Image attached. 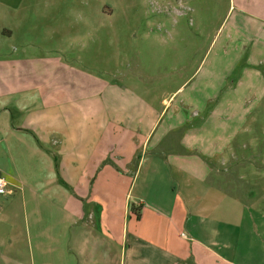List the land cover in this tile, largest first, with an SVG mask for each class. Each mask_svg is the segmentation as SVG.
I'll return each instance as SVG.
<instances>
[{
  "label": "crops",
  "instance_id": "crops-1",
  "mask_svg": "<svg viewBox=\"0 0 264 264\" xmlns=\"http://www.w3.org/2000/svg\"><path fill=\"white\" fill-rule=\"evenodd\" d=\"M249 2L262 31L264 0ZM12 35L0 27V38ZM32 47L0 58L9 65L0 74V264H264L258 184L219 164L239 161V130L229 136L204 114L190 121L197 111L173 104L193 73L168 97L145 66L131 84L88 88L76 68L50 71L56 57L29 56ZM258 156L246 155L249 173Z\"/></svg>",
  "mask_w": 264,
  "mask_h": 264
},
{
  "label": "rangeland",
  "instance_id": "rangeland-1",
  "mask_svg": "<svg viewBox=\"0 0 264 264\" xmlns=\"http://www.w3.org/2000/svg\"><path fill=\"white\" fill-rule=\"evenodd\" d=\"M250 14L249 0H0V27L13 29L11 38H0V58H21L16 47L31 40L29 56L49 52L56 57L50 60V71L70 74L76 68L75 74H81L77 83L88 88L94 80L131 84L139 72L145 75V66L156 76L160 97H168L171 88L193 73L173 104L197 111L190 121L204 114L211 126L225 122L229 136L239 130V161L219 164L245 170L244 180L258 184L252 194L263 196L264 204L259 188L264 189V30H257L261 24L256 28ZM259 37L263 40L256 46L249 41ZM62 61L68 68L60 66ZM0 66L1 75L9 73L8 64ZM169 68L177 80L168 81ZM212 107L213 113L203 112ZM249 152L259 155L252 173L246 170ZM22 240L23 233L16 251L22 249Z\"/></svg>",
  "mask_w": 264,
  "mask_h": 264
},
{
  "label": "built area",
  "instance_id": "built-area-1",
  "mask_svg": "<svg viewBox=\"0 0 264 264\" xmlns=\"http://www.w3.org/2000/svg\"><path fill=\"white\" fill-rule=\"evenodd\" d=\"M4 183L3 179L0 178V190H1V187L3 186L2 184Z\"/></svg>",
  "mask_w": 264,
  "mask_h": 264
},
{
  "label": "trees",
  "instance_id": "trees-1",
  "mask_svg": "<svg viewBox=\"0 0 264 264\" xmlns=\"http://www.w3.org/2000/svg\"><path fill=\"white\" fill-rule=\"evenodd\" d=\"M135 215L137 216L138 214L136 213Z\"/></svg>",
  "mask_w": 264,
  "mask_h": 264
}]
</instances>
